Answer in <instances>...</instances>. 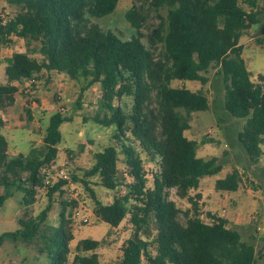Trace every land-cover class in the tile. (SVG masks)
I'll use <instances>...</instances> for the list:
<instances>
[{
  "label": "trees",
  "instance_id": "trees-1",
  "mask_svg": "<svg viewBox=\"0 0 264 264\" xmlns=\"http://www.w3.org/2000/svg\"><path fill=\"white\" fill-rule=\"evenodd\" d=\"M118 1L6 0L18 11L0 20V44L12 43V37L26 46L38 43L40 58L14 51L6 59L0 115L14 103L18 89L13 83L32 82L43 71L80 81V95L98 84L101 96L91 120L112 127L117 144L95 152L92 165L81 177L67 173L88 191L99 221L115 228L128 216L133 232L122 245L120 264H256L252 242L243 241L225 217L209 216L213 220L205 222L199 217L198 202L189 196L201 178L220 172L222 167L215 156H198V142L184 134L191 114L209 108L207 95L202 89L173 86L172 81L204 85L206 73L215 69L224 86V110L234 118L246 119L237 139L257 162L264 143V73L258 75L259 82L252 81L240 39L253 26L261 36L257 41L264 39V0H151L155 8L166 10V18L147 34L149 46L141 40L139 30L145 18L139 9L125 12L137 31L129 39L89 21L90 16L111 14ZM122 97L132 99L127 111L115 104ZM25 110L29 118V110ZM68 121L70 117L54 111L41 144L33 143L28 153L10 155L8 140L1 133L6 121L0 116V207L15 191L22 193L20 204L24 207L33 206L42 190L48 198L37 216L21 217L19 228L2 232L0 246L6 240L24 242L44 255L47 264H69L73 239L70 211L75 201L65 189L69 180L51 178L58 166L60 126ZM132 140L147 158L158 159L156 171L145 168ZM119 161L127 181L120 177ZM93 177L97 178L95 184L108 190L125 183L126 191L103 203L89 186ZM240 182L233 169L218 178L214 188L234 192ZM171 190L190 203L183 211L184 223L179 220L181 209L169 197ZM56 195L58 223L49 225L45 221ZM99 245L97 240H81L72 263L98 264L94 250ZM260 252L264 263V243Z\"/></svg>",
  "mask_w": 264,
  "mask_h": 264
},
{
  "label": "rangeland",
  "instance_id": "rangeland-1",
  "mask_svg": "<svg viewBox=\"0 0 264 264\" xmlns=\"http://www.w3.org/2000/svg\"><path fill=\"white\" fill-rule=\"evenodd\" d=\"M129 8L139 9L144 15L145 20L139 32L141 40L149 46L147 34L166 18V10L155 8L151 0H119L111 14L100 18L90 16L89 21L98 24L104 30L113 31L122 39H129L137 35L136 29L125 18V12ZM17 11L18 7L7 3L6 0H0V20L13 16ZM258 37L261 36L257 33V27L253 26L247 29L240 39L243 46L242 56L254 82H259L258 75L264 72V39L259 42ZM38 45L32 43L26 46L23 40L16 37L10 44H0V83L5 81L3 68L6 58L14 51H24L30 56L40 58ZM206 76L208 80L204 85L198 81H172L173 86L184 85L193 91L202 89L207 95L209 108L191 114L190 127L184 134L198 142V156L203 158L215 156L222 167L220 172L201 178L198 188L190 190L189 196L198 202V214L201 219L211 222L209 216L225 217L228 226L239 232L243 241L252 242L254 245L256 264H264L260 252L264 243V143L261 157L257 162H253L237 139V134L246 119L234 118L224 110V86L215 69H210ZM81 86L80 81L72 80L64 74L46 71L32 83L24 81L23 84H18L19 92L23 94L19 96L18 92L15 96L22 104L18 101L11 109L6 117L7 125L1 129V133L8 140L10 155L28 153L33 143L41 144L49 116L56 110L70 117L71 121L60 126L62 140L59 144L56 160L58 166L55 171L64 165L69 174L81 177L92 165L95 152L110 144L116 145L117 142L112 139L113 128L104 127L91 120L98 111L101 96L99 85L93 84L80 95ZM115 104L127 111L132 105V99L122 97L115 101ZM25 107L30 111V119ZM132 144L143 158L145 168L149 172L156 171L158 159L150 160L137 142L132 140ZM69 149L72 150L70 153ZM118 169L120 177L127 181V177L121 174L123 171L121 161L118 162ZM233 169H236L241 177L239 188L234 192L216 190L215 181ZM147 177L151 184L152 178L150 175ZM96 181V177L91 178L89 186L103 203L110 202L115 194H123L126 191L125 183H121L114 190H108L95 184ZM65 189L68 197L75 201V207L70 211L73 239L69 243V264H73L76 247L85 238L100 242L94 250L98 255V264H120L122 245L133 232L128 216L117 227H109L97 219L93 200L82 183L70 179ZM169 197L181 209L179 220L184 223L183 211L190 207L188 199L178 197L174 190L170 191ZM21 199L22 193L15 191L0 207V234L19 228L18 219L37 216L48 203L46 192L43 190L38 193L33 206H22ZM54 200L45 221L49 225L58 223L60 203L57 195ZM73 211L88 217L89 222L83 223L76 212L73 216ZM90 253L91 251L85 252L88 255ZM0 264H47V259L24 242L6 240L0 246Z\"/></svg>",
  "mask_w": 264,
  "mask_h": 264
},
{
  "label": "built area",
  "instance_id": "built-area-1",
  "mask_svg": "<svg viewBox=\"0 0 264 264\" xmlns=\"http://www.w3.org/2000/svg\"><path fill=\"white\" fill-rule=\"evenodd\" d=\"M56 168H57V167H55V168L53 169V173H52V176H51L52 179L64 178V179H68V180L70 181V179H69V175H68V173H67V171H66V167H65L64 165H61V166L55 171ZM124 176L128 178V175H127L126 173H124ZM47 183H49V180L47 181ZM75 212H76V211H75ZM75 212H74V214H75ZM76 215L78 216V218L81 219V221H82L83 223H88V222H89L88 217H85L84 215H80V213H79L78 211L76 212ZM216 217H221V216H217V215H216ZM211 219L213 220V218H211Z\"/></svg>",
  "mask_w": 264,
  "mask_h": 264
},
{
  "label": "crops",
  "instance_id": "crops-1",
  "mask_svg": "<svg viewBox=\"0 0 264 264\" xmlns=\"http://www.w3.org/2000/svg\"><path fill=\"white\" fill-rule=\"evenodd\" d=\"M13 38L14 37H12V42H13ZM13 53V52H12ZM243 53V52H242ZM12 55V54H11ZM11 55H9L8 56V58L11 56ZM7 59V58H6ZM6 64V63H5ZM4 68H5V65H4ZM4 68H3V70H4ZM4 72V71H3ZM261 73H264V72H261ZM260 73V74H261ZM5 82V81H4ZM3 82V83H4ZM30 82V81H29ZM30 83H32V82H30ZM18 84H23V82H14L13 83V85L14 86H16L17 87V89H18V91H17V93L20 91L19 90V88H18ZM23 94V92H19V96H21ZM16 95V94H15ZM14 95V98H15V100H14V103H13V105L12 106H10L7 110H6V112L5 113H1V117L3 118V120H5V121H7V119H6V117L9 115V113H10V111H11V109L17 104V102L19 101V100H17V97ZM19 104H22V101H19ZM17 106H19V105H17ZM27 107H25V109H26ZM28 109V108H27ZM29 110V109H28ZM26 112V111H25ZM44 113V112H43ZM29 115H30V111H29ZM20 116V115H19ZM28 119H30V117L28 118ZM7 125V123H5V125H4V127ZM3 128V127H2ZM15 154V153H14ZM13 154V155H14ZM33 260H35V258L33 259Z\"/></svg>",
  "mask_w": 264,
  "mask_h": 264
}]
</instances>
